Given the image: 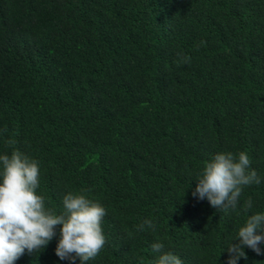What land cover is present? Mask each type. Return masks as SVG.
Listing matches in <instances>:
<instances>
[{"label": "trees", "instance_id": "16d2710c", "mask_svg": "<svg viewBox=\"0 0 264 264\" xmlns=\"http://www.w3.org/2000/svg\"><path fill=\"white\" fill-rule=\"evenodd\" d=\"M13 150L38 161L54 214L69 191L105 208L87 264H153L157 242L182 264H227L264 213V0H0V155ZM219 152L246 153L261 180L236 208L193 196ZM60 227L14 264H72ZM259 247L237 264H264Z\"/></svg>", "mask_w": 264, "mask_h": 264}, {"label": "clouds", "instance_id": "9594fccd", "mask_svg": "<svg viewBox=\"0 0 264 264\" xmlns=\"http://www.w3.org/2000/svg\"><path fill=\"white\" fill-rule=\"evenodd\" d=\"M183 62L190 58L181 55ZM13 141H9L12 144ZM0 264H14L27 249L30 253L43 250L56 235L60 225V238L55 252L61 259L75 264H87L103 249L106 240L101 227L105 208L88 198L83 191L67 192L63 197L64 212L54 214L45 207V200L38 195L39 164L34 158L19 150L10 155H0ZM250 160L246 153L219 152L206 162L195 178L193 196L207 199L217 210L236 208L244 186L259 184L255 170L249 171ZM247 208L252 207L249 200ZM153 227L150 220L138 226ZM236 243L227 246V264H237L247 259L245 247L261 254L259 245L264 243V213L250 215L238 230ZM163 245L154 243L152 251L159 253L153 264H182V260L171 252H161Z\"/></svg>", "mask_w": 264, "mask_h": 264}]
</instances>
